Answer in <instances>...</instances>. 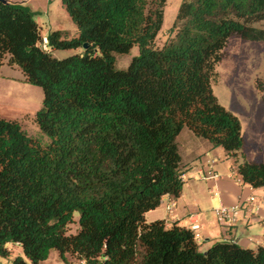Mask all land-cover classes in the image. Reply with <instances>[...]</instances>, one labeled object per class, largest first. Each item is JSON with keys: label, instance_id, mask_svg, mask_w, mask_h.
I'll return each mask as SVG.
<instances>
[{"label": "trees", "instance_id": "trees-1", "mask_svg": "<svg viewBox=\"0 0 264 264\" xmlns=\"http://www.w3.org/2000/svg\"><path fill=\"white\" fill-rule=\"evenodd\" d=\"M61 2L77 36L52 30L46 45L82 49L62 58L42 48L28 6L0 2V68L5 58L42 89L35 122L47 138L0 117V257L12 243L23 256L11 264H38L51 250L65 263L69 253L85 264H264L263 245L201 251L190 228L144 217L163 195H180L185 127L222 147L244 183L264 186V161L247 159L239 117L212 90L231 36L264 41L251 25L264 20V0H182L161 47L165 0ZM133 46L138 54L116 68L115 54Z\"/></svg>", "mask_w": 264, "mask_h": 264}, {"label": "rangeland", "instance_id": "rangeland-1", "mask_svg": "<svg viewBox=\"0 0 264 264\" xmlns=\"http://www.w3.org/2000/svg\"><path fill=\"white\" fill-rule=\"evenodd\" d=\"M10 1L24 2V0ZM61 1L62 0H27L24 2V4L34 12V18L38 23L42 35V42L43 37H45L49 31L56 29L66 32V35L69 37L77 36L76 26L69 17ZM181 2L182 0H165L163 6V21L156 35L154 47H161L170 36L169 29L175 20ZM251 25L264 29V20L256 21ZM46 51H51L54 56L62 58L73 52H80L82 49L78 48L75 51L72 49H57L52 51L48 48ZM137 54V46H133L128 53H116V68L125 69L131 58ZM214 71L215 80L212 83L213 93L220 104L239 117L244 138L243 152L245 156L252 161H264V41L245 39L239 35L231 36L223 49L222 59L216 64ZM1 72L0 117L17 120L29 136L45 143L47 138L40 132L35 122V113L42 105V89L36 85L27 83L20 68L16 65H8L5 58L2 63ZM201 139L205 140L204 138ZM201 152H204V150ZM218 155V158H213L217 173L219 175L236 173L231 168V162L225 159L224 156H221L220 151ZM208 158H212L211 154L204 159L201 158V163L206 164ZM240 160H242V158L238 155V161ZM191 172H193V175ZM195 172L186 171L190 178L188 181L192 185V191H197L203 185L207 194V197L203 196V203L207 201L210 203L211 208H217L219 206L218 197L209 193L206 182L197 180L198 175ZM237 175L236 173L235 176L238 177ZM184 185H186V183L183 184L182 190L184 189ZM247 206L248 208H253L252 213L248 214V219L254 218L251 216L255 213V208L257 210L258 208L264 210V190H259L250 202H247ZM173 210L174 206L170 210H167L166 204L165 207L160 204L155 212L148 214V217L153 219L163 215L170 217V214L166 215V212L171 213ZM241 210V212L240 210L238 211L239 216L235 223L236 226H239L238 235L240 236V234H242L241 238H245L258 234L263 241L264 238L262 236L263 233L261 234V227L256 221H251L250 225L253 224L251 227L247 226L243 218V209ZM78 217L79 213L75 211L73 213L74 221L67 226V233L73 234L77 231ZM215 219L218 225H220L216 215ZM241 224L244 225L240 226ZM228 228L229 226L227 229ZM233 229H235V227H233ZM197 245L199 250L204 251V242H197ZM255 246V243L252 241L247 242L245 245V247L252 249L257 247ZM7 249L9 250V257H0V264H11L12 258L17 255L23 256L22 249L19 245L11 244L7 246ZM66 259L67 262L65 263L60 259L58 251L51 250L48 258L40 261L38 264H85L76 255L69 253L66 254Z\"/></svg>", "mask_w": 264, "mask_h": 264}, {"label": "crops", "instance_id": "crops-1", "mask_svg": "<svg viewBox=\"0 0 264 264\" xmlns=\"http://www.w3.org/2000/svg\"><path fill=\"white\" fill-rule=\"evenodd\" d=\"M26 1L27 0H24V2ZM1 69L2 66L0 68V75L2 74ZM201 138L202 137L194 135V133L187 127L183 128L177 135L176 142L181 156L184 172L182 178L186 185H184L183 190L181 189L180 195L178 197H173L168 194L162 196L160 204L164 205V207L165 204L171 200L175 203L174 210L171 213H167L165 211L166 215L170 214V217H166L165 215L154 219L148 217V214H151V212H155L157 210L160 205L159 204L156 208L148 210L144 214L145 220L150 222L156 219H162L164 220L165 226L167 228H170L173 224H177L186 228H189L192 223L198 224V232L203 237L202 242H204L205 245L203 250H206L213 243L218 241H235L244 247L247 242L252 241L256 246H264V239L262 241L258 234L241 238L242 234H240V236L238 235L239 226L233 225L227 229L221 225H218L215 219V208H211L210 203L207 201L203 203V196L207 197L206 190L203 188V185L197 191H192V185L188 181L190 178L186 173L188 170L194 172L196 171L195 173L198 175L197 180L206 182L209 193L218 197V205H233L241 203L246 199L251 200L259 192V190H264V186L253 188L249 184L244 183L241 176L237 172V163H235L234 159L227 157L222 147L213 148L209 141L206 139L205 141ZM202 150H204V152H201ZM219 151L221 156H224L225 159L231 162V168L238 174V177L235 176L236 173H228V175H219L217 173L213 158L219 157ZM210 154L212 158H208L206 164L201 163V158L204 159ZM192 173L193 172H191V174ZM214 174L216 175L215 177L206 178ZM192 175L190 176L193 177ZM255 213H253L251 216L254 217L253 219H248V214L250 213L243 211L244 222L247 226L251 227L253 225H250L251 221H256L261 227V234L263 233L262 236L264 238V210H260L258 208L257 212ZM191 214L196 215L190 217ZM242 225L244 224H241L240 226ZM233 227H235V229H233ZM11 244L12 243H8L7 246ZM14 245L18 246V244Z\"/></svg>", "mask_w": 264, "mask_h": 264}, {"label": "built area", "instance_id": "built-area-1", "mask_svg": "<svg viewBox=\"0 0 264 264\" xmlns=\"http://www.w3.org/2000/svg\"><path fill=\"white\" fill-rule=\"evenodd\" d=\"M46 38L43 37V42L41 43V46L44 50H47V45H46ZM216 175H211L208 176L206 178H210V177H215ZM247 202H250L249 199H246L245 201L241 202V203H237V204H233V205H219L217 208L214 209V213L219 221V224L221 226H225L226 228L229 226H233L235 225V223L238 220V216L239 213L238 211L240 210V212L242 211L241 209H243V211H246L248 213H252L253 208H248L247 206ZM174 201H169L166 204V209L170 210L173 206H174ZM255 212H257V209L255 208ZM196 214H191L190 217L195 216ZM189 228L193 231L194 233V238L197 242H202L203 239L200 236L198 229H199V225L192 223Z\"/></svg>", "mask_w": 264, "mask_h": 264}, {"label": "water", "instance_id": "water-1", "mask_svg": "<svg viewBox=\"0 0 264 264\" xmlns=\"http://www.w3.org/2000/svg\"><path fill=\"white\" fill-rule=\"evenodd\" d=\"M0 2H1V3H7V2H9V0H0ZM83 47L86 48V47H87V44L84 43V44H83Z\"/></svg>", "mask_w": 264, "mask_h": 264}]
</instances>
